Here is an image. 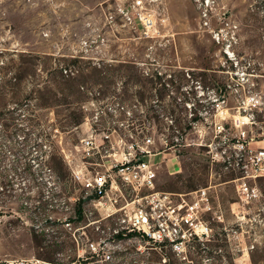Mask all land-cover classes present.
<instances>
[{"label":"rangeland","instance_id":"374dc122","mask_svg":"<svg viewBox=\"0 0 264 264\" xmlns=\"http://www.w3.org/2000/svg\"><path fill=\"white\" fill-rule=\"evenodd\" d=\"M130 2L0 0V259L264 264V176L247 179L257 195L245 201L233 181L242 173L211 162L206 146L226 145L239 130L235 121L251 114L255 121L243 128L255 139L251 146L260 145L264 0H152L144 9ZM118 5L131 12L132 24ZM141 10L152 25L147 34L138 20ZM67 64L71 71L65 74ZM220 89L226 100L216 110ZM90 135L96 147L84 156L78 145ZM147 137L156 154L155 187L139 195L158 191L176 204L179 194L189 201L188 192L210 186L212 208L202 214L212 228L209 241L193 239L178 256L140 235L113 239L116 217L74 224L80 227L77 241L74 225L44 226L43 215L68 216L75 199L87 195L74 173L84 181L110 172L114 181L107 189L115 206L135 199L112 163ZM53 194L67 204L46 212ZM88 201L87 216H102L104 208ZM88 240L103 241L111 260L85 251Z\"/></svg>","mask_w":264,"mask_h":264},{"label":"built area","instance_id":"2783aa9c","mask_svg":"<svg viewBox=\"0 0 264 264\" xmlns=\"http://www.w3.org/2000/svg\"><path fill=\"white\" fill-rule=\"evenodd\" d=\"M148 1L152 0H131L129 6L133 9H144ZM118 12L121 14L124 22L133 23L134 17L131 12L124 6H117ZM205 16V15H204ZM138 20L142 23L144 34L150 31L152 25L147 24L148 18L141 10L138 11ZM135 28V25H133ZM219 38H217L218 40ZM220 89V93L215 95V107L216 110L225 102V89ZM254 98V97H253ZM202 114V113H200ZM264 118V114H263ZM255 114H251L247 117L246 121H240L235 124L239 129L231 138H227L218 145H214L212 142L206 144L208 147L207 152L211 162H219L226 169H234L240 171L242 175L238 176L233 181L238 182L237 189L245 201L255 197L257 195L256 189L248 184L247 179L257 178L264 176V133L257 142L261 144L253 148L251 146L252 141L255 139L249 137V133L243 128V124L254 122ZM217 127L223 128L220 123H215ZM216 137V135H215ZM151 142V138L147 137L143 146H137L131 144L130 147L133 152H128L127 156L121 162L115 161L112 163V169L116 175L122 180V182L130 187L135 193V199L125 201L124 204L116 207L117 198L111 197L107 187L113 185V177L110 172L108 173H96L94 176L87 177L82 180L79 174L74 173L76 179H78L86 192L83 203V215L84 219L81 222L84 224L81 226H89L96 224L103 219L115 218L118 221V226H113L111 237L116 239L117 234L126 236L128 232H137L141 235L147 236L151 243L158 245L159 247L167 246L169 250L175 255H181L185 252L187 244L191 240H198L200 243H204L210 240L212 235V228L208 225V221L202 216L203 213L211 210L209 201V188L210 186L201 187L193 191L188 192L186 195L192 196V199L187 201L183 198L184 194H179L180 201L176 204L171 202L168 195L161 194L158 191H153L145 195H139L142 188L153 189L155 187V171L153 169L154 162L150 161L152 154L147 148L148 143ZM94 135H90L85 139L80 140L78 148L82 150L84 156H89L91 150L95 148ZM138 149V151H136ZM215 149V151H214ZM110 182V185H108ZM118 188V187H117ZM119 190V188H118ZM122 197L123 194L119 190ZM53 194L52 200L46 203V212L50 209L61 208L67 203L59 201ZM163 195V196H161ZM88 201L94 206L104 208L102 216L95 220H91L87 216L85 209V202ZM50 199V197H48ZM81 199H75L73 205V211L68 216L53 218L52 216L43 215L42 221L44 226L56 225V222L67 226L69 229L75 226L72 237L77 241L75 231L80 228L78 225H74V221L77 219L75 212V205L77 201ZM140 200H145L146 204L140 203ZM123 211V214L116 216L117 212ZM218 220H221L220 214H215ZM80 223V222H79ZM78 223V224H79ZM49 224V225H48ZM74 225V226H73ZM98 229V226H96ZM51 231H45L42 233L45 237H49ZM57 237H59L57 235ZM103 241L88 240L86 243L85 251L89 252L91 256H100L101 261L111 260V253L105 251ZM254 248V245L251 246ZM78 251V250H77ZM184 257V255H182ZM79 256L77 259L71 261L69 264H81L82 258ZM78 259H80L78 261ZM0 264H61L57 260H43V259H27L20 258L15 260L0 259Z\"/></svg>","mask_w":264,"mask_h":264},{"label":"trees","instance_id":"16d2710c","mask_svg":"<svg viewBox=\"0 0 264 264\" xmlns=\"http://www.w3.org/2000/svg\"><path fill=\"white\" fill-rule=\"evenodd\" d=\"M62 70H63V72L65 73V74H67L68 72H70L71 71V69L69 68V66H68V64L67 65H65V66H63L62 67ZM197 118L196 117H194L192 120L193 121H195ZM182 135V134H181ZM136 151H138V149H136ZM83 203H84V200H82V199H79L78 201H77V203H76V205H75V212H76V215H77V219L74 221L75 223L74 224H78L79 222H81L83 219H84V215H83ZM131 236V235H140V237H142V238H144V239H146V240H148L149 241V239L147 238V236L146 235H144V234H140V233H137V232H128L127 234H126V236ZM123 237H125V236H123L122 234H117L116 235V239H122ZM151 242V241H150ZM154 244V243H153ZM81 259V258H80ZM80 259H78V261L80 260ZM73 260H75V259H73Z\"/></svg>","mask_w":264,"mask_h":264},{"label":"crops","instance_id":"0c3cea01","mask_svg":"<svg viewBox=\"0 0 264 264\" xmlns=\"http://www.w3.org/2000/svg\"><path fill=\"white\" fill-rule=\"evenodd\" d=\"M259 143H260V142H259ZM260 144H261V143H260ZM154 155H156V154H152L151 157H150V161H151V162H154V161L152 160V156H154Z\"/></svg>","mask_w":264,"mask_h":264}]
</instances>
